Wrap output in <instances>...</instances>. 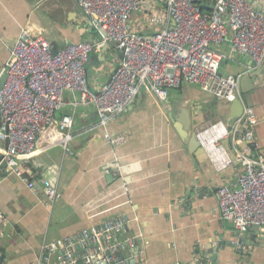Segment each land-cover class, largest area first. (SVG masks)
Returning a JSON list of instances; mask_svg holds the SVG:
<instances>
[{"label": "crops", "instance_id": "obj_1", "mask_svg": "<svg viewBox=\"0 0 264 264\" xmlns=\"http://www.w3.org/2000/svg\"><path fill=\"white\" fill-rule=\"evenodd\" d=\"M131 26L143 34L154 30L146 13L132 15ZM23 27L56 47L100 40L76 0H0V75ZM217 49L228 55L221 74L252 78L244 104L220 100L185 82L171 89L165 101L143 88L131 110L106 128L90 130L98 121L96 110L81 107L80 120L88 123L79 128L76 117L74 131L80 135L68 148L56 146L29 159L35 184L40 187L48 180L61 194L52 208L40 192L0 171V214L5 218L0 223V264H51L55 255L45 260L44 246L117 216L129 218V235L135 238L118 256V264H264V230L249 229L244 239L250 252L241 253L233 244L238 231L222 219L216 195L222 185L234 187L243 173L226 141L232 151L246 146H234L227 134L245 104L258 120L255 155L264 158V60L256 67L249 57L231 53L228 44ZM117 52L116 46L107 45L90 54L91 91L98 92L111 79ZM207 128L215 129L203 143L197 134ZM106 134L125 142L112 144ZM6 146L0 140V149ZM2 157L0 152V163ZM223 158L232 164L216 167L214 162Z\"/></svg>", "mask_w": 264, "mask_h": 264}, {"label": "built area", "instance_id": "obj_2", "mask_svg": "<svg viewBox=\"0 0 264 264\" xmlns=\"http://www.w3.org/2000/svg\"><path fill=\"white\" fill-rule=\"evenodd\" d=\"M210 6H205V2ZM82 15L100 35L98 42H78L54 46L42 34L23 27L9 50L5 86L0 90V171L15 176L31 191L40 192L49 208L61 198L56 186L42 180L39 187L29 167L30 157L56 146L68 148L80 135L74 131L81 107H94L97 124L106 128L131 110L143 88L165 101L169 91L185 82L226 102L244 104L242 74H221L222 61L228 57L218 47L230 46L231 53L250 58L254 66L264 60V12L261 0H76ZM149 14L154 30L140 33L131 26V16ZM102 32L106 34L103 37ZM117 43L113 63L118 64L108 83L98 92L88 86L87 65L90 54L109 42ZM123 56V59H121ZM69 106L70 111L60 115ZM258 120L249 105L230 131L236 160L243 166L234 187L217 190L223 220L231 222L238 236L233 244L241 253L249 251L244 239L257 225L264 230V158L255 155ZM207 128L197 134L205 143ZM226 134V135H227ZM119 145L124 137L105 135ZM214 141V140H211ZM210 143V142H209ZM218 168L232 164L229 158L214 162ZM5 218L0 214V223ZM130 220L114 217L102 225L44 246V259L51 264H118L117 258L135 243L129 235ZM174 264H184L176 262ZM196 264V263H192Z\"/></svg>", "mask_w": 264, "mask_h": 264}, {"label": "water", "instance_id": "obj_3", "mask_svg": "<svg viewBox=\"0 0 264 264\" xmlns=\"http://www.w3.org/2000/svg\"><path fill=\"white\" fill-rule=\"evenodd\" d=\"M209 5V3H206V7ZM211 8H213L211 6ZM103 37H106V34L102 32ZM108 45L115 47L117 45V43L115 41L109 42ZM121 59H123V56H121ZM7 78H8V70L6 69L1 75H0V90L3 89V87L5 86L6 82H7ZM251 76H246L245 78H243L242 81V89H243V93L245 94V98L247 99V101L249 100V96H248V88H246V84L247 82L249 83L251 81ZM227 142V150L231 152V156H232V160L235 161L236 160V154L235 151H232V149L230 148V141L229 139L226 141ZM225 144V143H223ZM251 228H259V226L254 225ZM250 228V229H251ZM3 259V258H0Z\"/></svg>", "mask_w": 264, "mask_h": 264}, {"label": "rangeland", "instance_id": "obj_4", "mask_svg": "<svg viewBox=\"0 0 264 264\" xmlns=\"http://www.w3.org/2000/svg\"><path fill=\"white\" fill-rule=\"evenodd\" d=\"M78 111H79V110H78ZM77 115H78V116H77V120H80V119H81V115H80L78 112H77ZM87 123H88V122H85V121H81V120H80V122H79V126H77V127H79V128L81 127V128H82V127L85 126Z\"/></svg>", "mask_w": 264, "mask_h": 264}, {"label": "trees", "instance_id": "obj_5", "mask_svg": "<svg viewBox=\"0 0 264 264\" xmlns=\"http://www.w3.org/2000/svg\"><path fill=\"white\" fill-rule=\"evenodd\" d=\"M202 1H203V0H199V3L202 4ZM65 113H66L65 110H63V111L60 113V115H63V114H65Z\"/></svg>", "mask_w": 264, "mask_h": 264}]
</instances>
